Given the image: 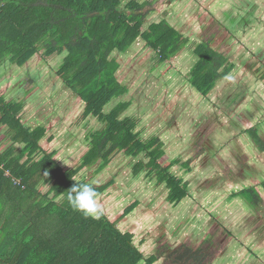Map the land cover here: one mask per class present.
Wrapping results in <instances>:
<instances>
[{
  "label": "trees",
  "instance_id": "1",
  "mask_svg": "<svg viewBox=\"0 0 264 264\" xmlns=\"http://www.w3.org/2000/svg\"><path fill=\"white\" fill-rule=\"evenodd\" d=\"M150 1L0 0V61L7 58L19 72H34L44 56L56 53L58 71L48 70L52 79L62 82V93L73 95V125L77 129L86 125L85 131L90 130L91 119L104 125L87 134L89 148L80 165L71 167L55 157L54 149L43 148L41 141L49 132L45 120L34 129L19 124L24 103L0 96V122L12 130V146L0 152V264H156L159 258L166 264H212L219 257L214 234L198 244L186 241L173 249L163 245L156 252L151 248L147 257L135 235L117 220L102 210L98 218H85L67 200V191L74 185L92 184L78 178L83 168L102 171L119 154L144 155L148 163L139 162L135 171L145 168L149 175L155 174L174 206L190 199L189 183L174 171L179 163L169 160L159 137L142 138L136 118L127 113L130 100L122 99L129 87L119 80L117 53L128 54L144 44L165 63L189 41L164 21L146 27L152 13ZM210 45L202 43L193 50L199 60L189 80L202 96L233 69L227 57ZM252 137L259 145L264 143L257 134ZM47 140L51 142L50 137ZM180 168L190 169L188 162ZM94 188L98 199L107 185ZM240 192L236 196H247L252 205L262 201L253 188ZM138 204L133 202L124 213Z\"/></svg>",
  "mask_w": 264,
  "mask_h": 264
},
{
  "label": "rangeland",
  "instance_id": "2",
  "mask_svg": "<svg viewBox=\"0 0 264 264\" xmlns=\"http://www.w3.org/2000/svg\"><path fill=\"white\" fill-rule=\"evenodd\" d=\"M151 1L153 2L152 13L146 19L147 28L152 24L164 21L179 32L186 31L184 33L186 38H189L188 31H198L201 30V27H203L201 30L203 31L208 28L210 21L206 22L205 18L207 14L211 13L210 10H207V3L210 0H199V4H194V0ZM217 1L214 0L212 3L215 4ZM242 1L230 0V4L235 5V10L232 13L226 10L220 13L222 19H219L223 24L228 21L226 25L228 34L224 36L221 33L222 30L217 31V28L213 31L216 35L215 39L218 40L217 49L224 53L229 62L236 67L233 66L229 76L223 79L224 81L220 80L213 89L206 92V96L199 94L189 80L190 72L199 60L194 52H189L192 47L198 44L192 38H190V42H187L190 44L189 47H185V44L181 51L172 55L165 63H162L159 55L144 44L138 47L134 46L128 54H116L121 64L118 77L122 82L125 81L128 70H130L131 84L128 85L130 91L122 98L132 102V106L127 112L128 115L137 116V118L135 117L138 120L137 130L142 134V138L150 140L157 136L166 142L167 146H162V148L165 149L169 160L179 163L175 166V174L191 184L187 191L192 202L182 206L172 205L168 200L167 188L165 185L157 184L155 174L149 175L145 168L136 172L135 169L139 162H143L144 165L148 163L144 155L130 158L125 154H119L102 171L94 172L93 169L83 168L78 178L85 179L98 187L107 185L106 190L97 199L100 209L111 220H117L128 232L135 235L136 244L146 251L147 257L151 255V248L155 252L156 249L167 244L171 245L173 249L176 247L175 243L179 245L182 239L198 244L214 234L215 240L219 242L220 250L217 255L220 256L212 264H264V187L260 184H264V164L260 162L255 152V148L257 149L259 146L252 137L255 134L259 137L264 135V112L258 116L254 113L251 105L254 93H257L261 95L263 100L261 107L264 108V83L258 81V78H254L256 72H251L252 68L249 63L257 62L264 57V0ZM123 2L127 3L128 0H123ZM221 3L224 4L225 0H222ZM197 9L203 11L200 20H195L198 16ZM186 12L196 17L190 21L188 20L189 16L185 15ZM199 22L201 24L197 26ZM193 25L195 29L191 28ZM211 28L215 27L211 26ZM207 37V34L204 33L200 38L206 39ZM56 56V53L44 56V60L37 65L38 69L34 72H30L31 70L21 71L19 75L17 71L13 72L15 78L22 77V84L26 86L21 84L18 86L19 89L11 94H5L4 90H0V96H3L6 101L24 102L21 118L19 117L18 120L19 124H34L33 122L36 121L41 125L44 119L46 125H49V130L56 127L58 133L61 128L63 132L65 131L63 126L67 120L64 111H60V107L53 108L51 105L58 103L55 101L58 94H64L62 93L64 91L62 82L60 83L58 80L57 83L56 79H52L53 75L51 76V71L48 70L51 67L50 69H53L54 72L58 71L60 62H57ZM33 62L38 64L39 61ZM241 65H245L247 73L245 70L242 71ZM2 69L3 64L0 63V72H3ZM15 69L16 67L13 68V71ZM258 71L261 74L264 72H261V69ZM237 86L243 91L235 92L234 88ZM47 89H50V93L45 91ZM240 92H242L240 96L236 95ZM250 93L251 95L247 96ZM47 98H52L51 104ZM111 105L113 106V103ZM41 107L42 111H40ZM71 107L73 106L71 105ZM240 107L241 109H239ZM30 113L34 114L36 120L27 119V115ZM73 113L68 116V119L74 121ZM253 114L256 115V118L252 120ZM235 116L237 117L235 118ZM257 117L260 118L259 121ZM91 122L89 121L90 130L87 134L90 131L95 132L103 129V124L97 119H91ZM75 123L74 121L73 124ZM0 125L3 126L1 122ZM11 131L10 129L7 135L5 132L2 133L8 137ZM52 136L55 138L62 135L52 134ZM48 137L49 134L46 133L44 138ZM41 143L44 149H52V143L49 140L45 139L44 142L42 140ZM9 146L10 143H7L2 150ZM87 149L85 140L83 150L77 152L82 154L81 152H86ZM188 159H190L189 162ZM70 162L73 164V166L70 165L71 167L77 168L81 161L76 156ZM187 162L190 169L180 168ZM217 168L223 174H220L219 171L214 173V169ZM221 175L225 176L228 181L222 183L215 191H211L207 199L213 198L208 199L213 203L214 198H220L223 200L219 204L220 207L225 202L228 203L221 212L213 215L223 223H219L215 219L207 222L205 228L196 227L193 229H198L199 233L195 232L189 237L177 238L174 231L177 222L172 227L169 225L174 218L176 219L182 213L177 224L181 231L184 226L183 216L199 214L196 213L198 202L199 200L200 202L204 201L205 198L202 193L213 185L214 178L219 181ZM206 180L209 182L207 185L204 184ZM255 187L259 189L258 192ZM251 188L263 199L261 206L263 215L258 213L260 206L250 204V199L247 196L245 198L232 197L233 190L238 192ZM47 189L48 186L43 187V191ZM195 190L200 193H197V198ZM209 192L208 190L205 193L208 195ZM241 194L242 192H239L238 195ZM135 201H139L138 206L132 212L124 213L125 209ZM232 206L239 207L242 212L235 214L228 212L227 209ZM204 207L206 206L203 205ZM199 221L200 217L195 223L198 224ZM226 224L229 227H225ZM253 226L261 230L258 238L254 234L255 231L251 233L254 234L253 236L246 238L242 243V236L248 235L250 227ZM169 228L172 230L170 231ZM217 228L219 230H215ZM245 229L248 231L246 230L241 235ZM231 231L235 236L231 235ZM186 235L188 236L187 233ZM170 242L171 244H169ZM216 251L217 248L210 250V252ZM156 264L166 263L163 258H159Z\"/></svg>",
  "mask_w": 264,
  "mask_h": 264
},
{
  "label": "flooded vegetation",
  "instance_id": "3",
  "mask_svg": "<svg viewBox=\"0 0 264 264\" xmlns=\"http://www.w3.org/2000/svg\"><path fill=\"white\" fill-rule=\"evenodd\" d=\"M198 2H199V0H197ZM214 0H210V1H208L209 3H207V10H210V14H207V16H206V22H208V21H210L209 22V24H208V28L206 29V30H203V31H201L202 29H203V27H201V30L199 29L198 31H188V36L190 37V38H192L195 42H198V44L195 46V47H192V50L191 51H189V52H193V50L197 47V46H199V44H202V43H210L211 45V47L213 48V49H215L217 52H220V53H222L220 50H218L217 49V47H216V43L218 42V40L217 39H215V34L213 33V31H215V29L217 28V31H221L222 30V34L224 35V36H226L228 33H227V28H226V25H227V22H225L224 24H223V22L219 19V18H221L222 19V17H221V15H220V13L221 12H223L224 10H226V11H228V12H233L234 10H235V5L232 3V4H230L231 2H230V0H225V3L223 4V3H221V1L222 0H218L215 4H213L212 2H213ZM240 1H242V0H240ZM252 2H253V0H251ZM242 2H247V0L246 1H242ZM187 8H188V6H187ZM187 8H186V11H187ZM184 11H185V9H184ZM202 14H203V12H202ZM202 14H198V16H197V18H195L196 16L195 15H189L188 14V12H186V14L185 15H187V16H189V19L188 20H190V21H192V19L193 18H195V20H200V19H202V17H201V15ZM199 24H201L200 22L199 23H197V26L199 25ZM211 24H213V25H211ZM221 24V25H220ZM211 26H214L215 28H211ZM191 28H193V29H195L194 28V25L191 27ZM190 28V29H191ZM182 32V31H181ZM207 34V38L206 39H202V38H200L203 34ZM212 33V34H211ZM260 33V32H259ZM227 38V37H226ZM259 38H261L260 36H259ZM213 41V43H212V41ZM227 41H230L229 39H227ZM254 41V40H253ZM252 41V42H253ZM189 47L190 46V44H186L185 45V47ZM257 53H259V52H257ZM223 55H224V53H222ZM259 54H261V53H259ZM226 56V55H225ZM227 57V56H226ZM228 59V58H227ZM249 62V61H248ZM250 64H251V72H256V75H254V78H258V81H262L263 83H264V72L261 74L260 73V71H258L257 72V70L258 69H261V72L262 71H264V57L261 59V60H258L257 62H255V61H251V62H249ZM228 64H230V65H232V63H230L229 62V60H228ZM232 66H234V67H236V65H232ZM241 67H243L242 68V71L243 70H245V72L247 73V71H246V68H245V65H241ZM131 68V67H130ZM258 68V69H257ZM132 69V68H131ZM226 69V67H223L222 68V71L223 70H225ZM129 71L130 70H128V74H127V76H126V79H125V81L124 82H122L120 79V82L121 83H123L124 85H129V84H131V82H130V77H129ZM232 71V70H231ZM245 72H242V74H245ZM229 76V73H228V75H226V77H228ZM246 76H247V74H246ZM226 77H223V78H221L220 80H223L224 78H226ZM220 80H218L217 82H219ZM224 81V80H223ZM126 82H129V83H126ZM129 87V86H128ZM237 88V89H236ZM236 88H234L235 90V92H238V91H243L242 89H239V86H237ZM129 91H130V87H129ZM129 94V93H128ZM242 94V92H240V93H238V94H236V95H238V96H240ZM255 95H254V99H253V103L251 104L252 105V107H253V110H254V113H256L258 116H260V114H261V112H264V108H262L261 107V105H262V99H261V95H259V94H257V93H254ZM127 95V94H126ZM125 95V96H126ZM251 95V93L249 94V95H247V96H250ZM237 96V97H238ZM23 102V101H22ZM24 103V102H23ZM131 106H132V102H131ZM239 109H241V107L239 108ZM61 111V110H60ZM202 113H203V111H202ZM201 113V114H202ZM235 115V114H234ZM254 115V114H253ZM136 118H137V116H135ZM134 117V118H135ZM237 116H235V118H236ZM254 118H256V115H254V117L252 118V120L254 119ZM264 118V117H263ZM257 119H258V121L260 120V118L259 117H257ZM75 120H76V117H75ZM137 120V119H136ZM243 120V119H242ZM138 121V120H137ZM74 122V121H73ZM103 127H104V125H103ZM102 127V128H103ZM250 131V130H249ZM259 138H262L263 140H264V135H262V137H259ZM254 140V139H253ZM255 142V141H254ZM258 146H259V148H255V152L257 153V155H258V158H259V160H260V162H262L263 164H264V143L263 144H258L257 142H255ZM54 150H55V153L58 155V156H56L57 158L58 157H60V159H62L63 161H64V163L65 164H68V165H71V166H73V164L69 161V160H67V158L66 157H64L63 156V153L61 154V150H60V148L59 147H56V148H54ZM61 154V155H60ZM188 162L190 161V159H188L187 160ZM210 170H212V169H210ZM220 172V174H223L222 172H221V170H219L218 168L217 169H214V173L215 172ZM209 172V171H208ZM212 172V171H211ZM213 172H212V174H214ZM244 174H245V172H244ZM246 175V174H245ZM210 176H211V174H210ZM202 179H205V178H202ZM201 179V180H202ZM213 185L210 187L209 186V188H206V191H210L209 193H208V195H207V193H202V196H204L205 198L203 199L204 201H201L200 202V200H199V202H198V205H197V210H196V213L198 212L199 214H193V215H190V216H183L184 217V226H182V229H181V231H180V228H179V226L177 225L178 224V219L180 218V216H181V214L182 213H180L179 215H178V217L175 219L174 218V220L172 221V223L169 225L170 227H172L176 222V226H175V229H174V231H175V234H177V238H179V239H181V238H183V237H189L190 236V234H193V233H195V232H198L199 233V231H198V229H195V230H193L194 228H199V227H202L203 226V224H204V221L206 220V219H213V217H212V215H211V212H212V214H215V213H213V210L214 209H219V203H220V201H217L216 202V198H214L215 199V201L212 203V201L211 200H208V199H213V198H208L207 199V196H209L210 194H211V191H215V189H217V188H219V186L222 184V183H225V182H227L228 181V179L227 178H225V176H222L221 175V178L219 179V181H218V179L217 178H214L213 180ZM207 183H209L207 180H206V182L204 183L205 185H207ZM263 187H264V185H262ZM189 187H191V184H189ZM255 189H256V191L258 192V188H256L255 187ZM195 197L197 198V193L198 194H200L199 192H198V190H195ZM232 194H233V192H232ZM261 198V203L258 205V206H260L259 208H258V212H261L262 211V209H261V206H262V204H263V199H262V197H260ZM199 199V198H198ZM190 200V201H189ZM189 201V202H188ZM191 203L192 202V200L191 199H189V198H184L183 200H182V202L180 203V204H178L177 206H182V205H184V204H186V203ZM205 203H207V204H210V205H206ZM173 205V204H172ZM203 205H205L206 207H204L203 208ZM194 208L196 209V207L194 206ZM223 209V207L220 209V211ZM133 211V210H132ZM198 215V216H197ZM186 217H187V219H186ZM198 217H200V221H199V223L198 224H196L195 222L198 220ZM185 221H186V223H185ZM206 225H207V223H206ZM184 227H186V229H184ZM205 228V227H204ZM170 229V231L172 230L171 228H169ZM219 228H217V229H215V230H218ZM180 231V232H179ZM188 231V232H187ZM186 233L188 234V236L186 235ZM202 233H204V232H202ZM182 234V237H180V235ZM185 239H187V238H185ZM184 242H186V240L184 241L183 239H182V241L180 242V244H182V243H184ZM169 244H171V242L169 243ZM179 244V245H180ZM150 245H152V244H150ZM164 245H166V246H169V245H167V244H164ZM175 246L177 247L178 246V243H175ZM170 247H171V245H170ZM172 249V248H171ZM156 251H157V249H156ZM155 251V252H156ZM220 256V255H219Z\"/></svg>",
  "mask_w": 264,
  "mask_h": 264
},
{
  "label": "crops",
  "instance_id": "4",
  "mask_svg": "<svg viewBox=\"0 0 264 264\" xmlns=\"http://www.w3.org/2000/svg\"><path fill=\"white\" fill-rule=\"evenodd\" d=\"M194 4H199V2L197 0H194ZM197 10H198L197 15L198 14H201L203 12L202 10H199V9H197ZM187 29L190 30V28H187ZM185 32L186 31L180 32V33L182 35H184ZM189 42H190V37H189ZM0 63L3 64V69H2L3 72L2 71L0 72V73H2L0 75V85H1L0 86V90H4L5 94L6 93L11 94V92H13V91L16 92L19 89L18 86H21V84L23 83L22 82V79H21L22 77L21 78L20 77L15 78L13 76V72H15V71H17L18 75L20 74V72H18L19 68H16L13 71V68L15 66L10 65V62L8 61V59H2L0 61ZM22 85H24V84H22ZM24 86H26V85H24ZM0 93H1V91H0ZM72 96H73L72 94H68V93L65 94V95L64 94H62V95L60 94L55 99V101H57L58 103H53V104H51L52 102H50L52 100V98H47V100L49 101V103L52 105L53 108H57V107H59L62 104L61 111H64V116H65V119L67 120L65 122V125L63 126L65 128V131L64 132H63V129L61 128L59 130L60 133H58V129L56 127H55V129L49 130V132H47L49 134L50 139H51V142L50 143H52V145H51L52 149L49 150V151H52L54 148L59 147L60 150L62 151V153L64 152L63 153V156L66 157L67 160H69V161H71L72 158L73 157H76V156H78L81 159V157L84 155V153L87 152V151L86 152L83 151V152H81L82 154H78L77 151L83 150V148H84V142H85L86 136H87V132L89 131V130L88 131H85V128H87L86 126H85V128L83 126L80 130H78L77 127L75 125H73V120L72 119H68V116L73 113V107H71V105L72 106L74 105L73 104V100H72V98H73ZM62 102H65V105ZM30 118L36 120V117L34 116V114H31V113L27 115V119H30ZM33 123L34 124H29L28 123V126L30 125L29 127H33L32 129L36 128V126L39 125V123H37L36 121L33 122ZM83 125H85V124H83ZM2 132H5V134L7 135L8 130H7V128H5V127H3V126L0 125V152L5 151V150H7L8 148H10L12 146V142H11L10 136H8V137L6 136L5 137V135ZM52 134H59L60 136L61 135L62 136L61 137H55V138H53ZM45 139H47V138H45ZM86 142H87V146L89 148L90 142L87 141V140H86ZM7 143H10V146L9 147H6L5 150H2L3 148H5V146H6ZM165 143H166L165 141H162L161 140V144L163 146H167V144H165ZM56 156H58V155L55 154V157ZM130 158H132V157H130ZM260 184L261 185H264L263 183H260ZM240 191H242V190H239L238 193ZM232 192H233L232 197L235 198L237 192H235V190H233ZM227 205H228V203H225L222 207H225ZM222 207H219V209H214L213 210V213L218 214L219 212H221L220 209ZM227 211L228 212H233L234 214L235 213H238V212L239 213L242 212V210H240L239 207H237V206L229 207V209H227ZM258 213L260 215H263L262 212H258ZM211 214H212V212H211ZM213 215L214 214H212L213 219H210L208 221V223L210 221H214L215 219L219 223H223L221 220L215 218ZM225 227H229V225L226 224ZM230 228H232V227H230ZM232 229H234V228H232ZM246 230L247 229H245L244 232L241 235H243ZM260 231H261L260 228H257L255 226L250 227L248 235H243L242 236V239L243 240L241 242L244 243V240L246 238H249L250 236H253L254 234H256V237L258 238V235L260 234ZM252 232H255V233L254 234H251ZM232 234L234 235V232L231 231V235Z\"/></svg>",
  "mask_w": 264,
  "mask_h": 264
},
{
  "label": "clouds",
  "instance_id": "5",
  "mask_svg": "<svg viewBox=\"0 0 264 264\" xmlns=\"http://www.w3.org/2000/svg\"><path fill=\"white\" fill-rule=\"evenodd\" d=\"M97 195L92 184H76L67 191V200L71 208L85 218H98L101 209L97 203Z\"/></svg>",
  "mask_w": 264,
  "mask_h": 264
}]
</instances>
